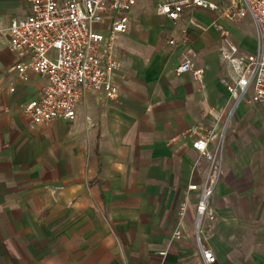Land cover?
<instances>
[{
	"label": "crops",
	"instance_id": "0c3cea01",
	"mask_svg": "<svg viewBox=\"0 0 264 264\" xmlns=\"http://www.w3.org/2000/svg\"><path fill=\"white\" fill-rule=\"evenodd\" d=\"M162 1L139 0L116 42L117 98L86 92L73 121L32 123L25 107L47 79L22 81L15 67L30 54L20 58L0 37V264H205L201 244L218 264H264V104L251 91L234 104L236 72L220 52L229 41L255 52L256 27L220 19L226 40L215 12L194 9L173 22L157 13ZM30 12V0H0V25ZM186 56L204 69L201 81L177 75ZM193 127L215 128L211 147L226 127L210 200L216 221L201 243L199 196L188 188L201 184L208 162ZM183 201L182 237L173 239Z\"/></svg>",
	"mask_w": 264,
	"mask_h": 264
},
{
	"label": "built area",
	"instance_id": "2783aa9c",
	"mask_svg": "<svg viewBox=\"0 0 264 264\" xmlns=\"http://www.w3.org/2000/svg\"><path fill=\"white\" fill-rule=\"evenodd\" d=\"M30 1L31 12L24 17L12 18L8 26L0 25V37L7 40L20 58L30 54L29 60H21L15 67L22 81L28 82L31 74L47 79L38 96L25 107L32 123L40 126L59 119L75 120L77 108L88 91L103 92L107 98L116 99L119 90L110 76L121 63L115 57L114 49L119 36L127 32L130 13L139 0ZM194 9L218 14L219 19L214 25L226 40L231 37V31L220 19L232 25H239L248 17L252 19L257 31V50L243 53L229 41L220 52L223 60L231 63L236 72L228 86L234 104L250 91L253 103L264 104V0H163L157 6V13L177 22L185 12ZM106 18L110 19L106 30L99 29ZM180 41L185 44L188 37L183 36ZM170 43L177 44L174 39ZM175 71L177 75L190 73L198 81L204 73V69L188 56ZM188 134L198 136L193 146L208 162L201 184L193 183L188 188L199 196L196 233L201 243L207 224L216 221L210 200L223 174L226 127L212 147L215 128L201 131L193 127ZM199 163L197 161L195 167ZM187 206V201L181 203L173 239L182 237V219ZM201 251L205 264H218L211 249L201 244Z\"/></svg>",
	"mask_w": 264,
	"mask_h": 264
},
{
	"label": "rangeland",
	"instance_id": "374dc122",
	"mask_svg": "<svg viewBox=\"0 0 264 264\" xmlns=\"http://www.w3.org/2000/svg\"><path fill=\"white\" fill-rule=\"evenodd\" d=\"M249 18V17H248ZM247 19V18H246ZM225 42H227V41H225ZM243 53H245V52H243Z\"/></svg>",
	"mask_w": 264,
	"mask_h": 264
}]
</instances>
